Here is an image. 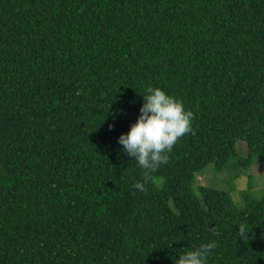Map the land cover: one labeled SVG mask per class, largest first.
Instances as JSON below:
<instances>
[{
  "label": "trees",
  "instance_id": "trees-1",
  "mask_svg": "<svg viewBox=\"0 0 264 264\" xmlns=\"http://www.w3.org/2000/svg\"><path fill=\"white\" fill-rule=\"evenodd\" d=\"M149 86L194 131L141 192L118 138ZM257 157L264 0H0V264H264V194L198 180Z\"/></svg>",
  "mask_w": 264,
  "mask_h": 264
},
{
  "label": "clouds",
  "instance_id": "clouds-1",
  "mask_svg": "<svg viewBox=\"0 0 264 264\" xmlns=\"http://www.w3.org/2000/svg\"><path fill=\"white\" fill-rule=\"evenodd\" d=\"M193 119V112L186 109L179 98L158 86L145 89L140 115L130 130L118 138L122 151L134 158L137 166L144 170V182L137 181L133 188L146 191V182L151 174L168 163V154L178 140L185 134L193 133ZM209 231L213 236L219 235L215 226H210ZM238 232L244 236L245 227L239 225ZM216 246L214 241L202 243L181 254L175 264H208Z\"/></svg>",
  "mask_w": 264,
  "mask_h": 264
},
{
  "label": "rangeland",
  "instance_id": "rangeland-1",
  "mask_svg": "<svg viewBox=\"0 0 264 264\" xmlns=\"http://www.w3.org/2000/svg\"><path fill=\"white\" fill-rule=\"evenodd\" d=\"M239 147L242 153L247 155L246 145L240 144ZM213 168V165H209L206 169L208 173L198 177L200 183L230 190L234 199L240 203L244 202V191L246 190H252L259 197L264 194V157H257L250 169L234 179H231L230 174L225 171L215 175Z\"/></svg>",
  "mask_w": 264,
  "mask_h": 264
}]
</instances>
